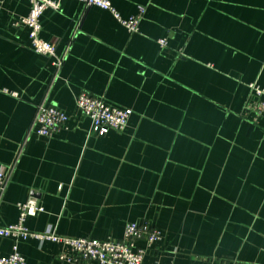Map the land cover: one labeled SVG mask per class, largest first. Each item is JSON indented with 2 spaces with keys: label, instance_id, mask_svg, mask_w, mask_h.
<instances>
[{
  "label": "crops",
  "instance_id": "0c3cea01",
  "mask_svg": "<svg viewBox=\"0 0 264 264\" xmlns=\"http://www.w3.org/2000/svg\"><path fill=\"white\" fill-rule=\"evenodd\" d=\"M112 3L124 18L145 8L138 32L79 0L44 12L57 68L21 23L30 0H0V225L35 198L36 233L118 240L149 222L162 238L136 241L144 264H264V115L244 113L249 84L264 88V0ZM82 92L132 109L126 128L92 132ZM42 102L67 128L37 132ZM15 244L28 264H97L63 261L62 244L34 237H0V256Z\"/></svg>",
  "mask_w": 264,
  "mask_h": 264
},
{
  "label": "built area",
  "instance_id": "2783aa9c",
  "mask_svg": "<svg viewBox=\"0 0 264 264\" xmlns=\"http://www.w3.org/2000/svg\"><path fill=\"white\" fill-rule=\"evenodd\" d=\"M85 6H97L110 11L115 18L130 32L140 30V23L145 12L140 7L135 15L124 18L115 8L112 0H79ZM60 0H30L28 14L21 18V23L29 28V36L32 48L35 52L54 58V65L60 68L64 62V56L59 55L57 48L51 42L44 40L40 33L42 30L41 17L49 9H58ZM161 47L167 45L166 38L158 40ZM254 98L245 106V114H253L252 120L257 122L264 113V88L256 83L249 84ZM80 110L90 118L91 131L104 135L110 130L122 131L126 128L132 114L130 108L112 106L103 98L82 92L78 96ZM69 116L59 107L52 104L40 103L37 106L35 123L37 132L46 137L53 136L63 128H67ZM8 173L4 168L0 169V202L8 183ZM19 220L14 224L0 225V237H10L16 240L37 238L50 240L62 244L63 251L59 257L66 262L93 261L97 264H144L146 249L137 246L136 241L146 239L148 245L162 238V232L153 227L149 222H132L127 224L122 239L98 240L87 237L61 236L48 230L45 233H36L28 228L26 220L29 216H35L44 211L37 199L30 198L25 202L18 203ZM0 264H28L21 254L18 244L13 246L12 252L7 256H0ZM159 264V263H156Z\"/></svg>",
  "mask_w": 264,
  "mask_h": 264
},
{
  "label": "rangeland",
  "instance_id": "374dc122",
  "mask_svg": "<svg viewBox=\"0 0 264 264\" xmlns=\"http://www.w3.org/2000/svg\"><path fill=\"white\" fill-rule=\"evenodd\" d=\"M263 115H264V113H263L262 115H260L259 118H260L261 116H263ZM259 118H258V119H259Z\"/></svg>",
  "mask_w": 264,
  "mask_h": 264
}]
</instances>
